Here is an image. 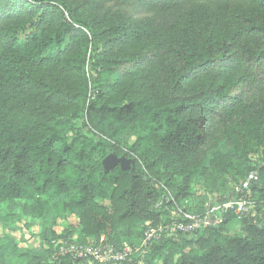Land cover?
Instances as JSON below:
<instances>
[{
	"label": "trees",
	"instance_id": "trees-1",
	"mask_svg": "<svg viewBox=\"0 0 264 264\" xmlns=\"http://www.w3.org/2000/svg\"><path fill=\"white\" fill-rule=\"evenodd\" d=\"M131 1L134 11L112 27L61 0H29L22 17L0 12V224L19 219L21 207L28 217L69 214L80 228L74 240L71 227L65 237L44 235L43 253L0 237V264H49L52 241L101 237L134 250L120 264L140 262L133 255L148 226L177 207L202 215L218 191L237 200L233 186L253 171L256 214L243 220V236L230 235L227 215L219 228L142 248L156 260L143 264H264V153L252 157L264 152V0ZM138 8L157 10L165 26L186 19L190 29L152 44L156 18L136 26ZM134 37L143 38L138 55L125 61L114 48ZM52 72L51 98L67 102L83 99L73 85L88 74L90 105L65 114L22 97ZM133 88L128 104L116 101ZM110 156L119 162L109 170Z\"/></svg>",
	"mask_w": 264,
	"mask_h": 264
},
{
	"label": "rangeland",
	"instance_id": "rangeland-1",
	"mask_svg": "<svg viewBox=\"0 0 264 264\" xmlns=\"http://www.w3.org/2000/svg\"><path fill=\"white\" fill-rule=\"evenodd\" d=\"M68 3H73L76 7H79L80 11L83 13H86L90 15V17H93L97 19V21H100L104 27H112L113 25H119L120 20L117 19L121 12L125 10L134 11V5L132 4V1H126L124 4H122L121 0H61ZM33 7L29 6V0H0V12L5 13L2 14V17L6 14L13 13L14 15H19L22 17V10L23 13L25 10L32 9ZM157 9V8H156ZM154 9L144 8L143 10H136V13H131L132 20H135L136 26L139 24H142L146 21H148L149 17H155L156 18V28L152 33V44H155L156 41L160 38V35L162 33H166L169 37L179 35L181 36L179 31L182 30H188L189 25H187V20L184 19L181 22H172L169 20V23L165 26L166 21L160 20V16L157 15L159 12L153 11ZM183 11V10H179ZM65 15V14H64ZM114 20V21H113ZM47 26L49 24H46ZM123 25H120L119 27H122ZM134 27V24H132ZM165 26V27H164ZM168 27V28H167ZM50 27H48L49 29ZM167 28V29H166ZM178 28V29H176ZM119 30L123 31V28H120ZM166 30V31H164ZM121 31H117V33H120ZM81 38V37H80ZM141 40H143L142 37H134L133 39H127L124 41L120 46H116L114 48V51L122 53V59L125 61H129L132 59V57H136L139 52V46L141 44ZM166 62L163 61L162 64H165ZM128 65V64H125ZM161 64H159L160 66ZM150 69V68H148ZM88 73V72H87ZM53 72L51 73V77L49 74V77L43 78L41 76V79L43 78V81L39 84V86H33L31 85L29 88L25 90L22 97L27 98V101H33L34 107H40L42 106L45 109L51 108L52 106H56L57 109L63 111L65 114H71L73 112V109L76 107H83L84 105H90V103L93 101L94 96L91 94V86L92 83L90 82L89 75L86 74L84 77L86 80H75V84L73 85L76 90L74 93H79V95H82L83 99L81 101L77 102H67L62 100H55L51 97H57L53 94V88L49 86L50 84H46L51 82V85L55 83L53 80ZM154 74V73H153ZM110 78H112V75H108ZM64 78V76H61ZM142 77H146L145 79H149V74H144ZM107 80V79H106ZM62 84L67 85L68 82L62 81ZM136 90V88L126 90L123 89L118 93V96L116 98V101L119 103L120 101L123 102V104H128L129 100L126 98L127 95H129V91L132 92ZM131 95V94H130ZM132 97L134 98V94H132ZM103 100V98H102ZM115 101V102H116ZM99 105H95V111ZM39 115V113H38ZM40 117V116H39ZM117 124V123H115ZM122 138H126L127 141H131L133 139L132 135L128 133L127 130H123V133L121 134ZM263 150L262 148H257L253 153L252 157L253 159L262 158L263 156ZM116 159V157H114ZM238 185H234L233 188L235 189ZM232 187V186H231ZM196 195H200L203 190L199 186H195ZM216 198L215 201L217 203H222L225 201H231L232 198H230V192L229 191H218L215 195ZM213 198L212 196H210ZM216 203V204H217ZM186 202H183L182 205H185ZM250 207H248V211L246 213V216H237L235 214H229L228 217H232V221L230 224V231L231 236L235 235H241L243 236L244 232V219L250 218L255 216L256 211L255 207H253L252 203L250 202ZM10 209H14V207H11ZM182 209V208H181ZM15 211L17 214H19V219L12 220L9 225H6L4 228L3 224H0V237L6 238L9 242H15L17 243L21 248L24 249H30L34 250L37 253H43L46 249V245L44 244L43 237L44 235H49V233H53V235L62 237L65 235H68L70 227L74 230V233L69 239L74 240L77 239L79 235V226L78 221L74 216H71L69 214H64L63 212H59L56 216L48 217V218H40V217H28L24 214V210L20 207H16ZM176 209H172V212H175ZM71 230V229H70ZM63 242H66L67 240L61 239ZM96 244L97 242L92 239H87L86 244ZM196 245H189L188 249L192 247H195ZM133 257H137L140 262L136 261L134 262L132 259L127 261V264H143V262L146 260L150 261L151 263L155 262L156 260L150 259L149 255L143 251L142 248H138ZM87 262H84L83 264H86ZM160 263V262H159Z\"/></svg>",
	"mask_w": 264,
	"mask_h": 264
},
{
	"label": "built area",
	"instance_id": "built-area-1",
	"mask_svg": "<svg viewBox=\"0 0 264 264\" xmlns=\"http://www.w3.org/2000/svg\"><path fill=\"white\" fill-rule=\"evenodd\" d=\"M258 173H249L246 179L235 188V193L239 195L237 200L225 201L213 204L210 200L203 205V214H192L175 208L176 211L170 213L167 221L153 226H148L144 231L142 248L149 244L159 242L164 236L181 234L187 238H192L199 231L219 228L229 214L246 216L250 207V187L257 182ZM52 253L48 258L49 264H61L69 261L74 264L87 262L88 264H120L125 262L134 252L128 246L117 249L105 237H101L95 244H77L63 242V240L52 241Z\"/></svg>",
	"mask_w": 264,
	"mask_h": 264
},
{
	"label": "water",
	"instance_id": "water-1",
	"mask_svg": "<svg viewBox=\"0 0 264 264\" xmlns=\"http://www.w3.org/2000/svg\"><path fill=\"white\" fill-rule=\"evenodd\" d=\"M114 157L115 156H110L104 161L105 167L109 170L113 168L114 164L119 162V160L117 158L115 159Z\"/></svg>",
	"mask_w": 264,
	"mask_h": 264
}]
</instances>
